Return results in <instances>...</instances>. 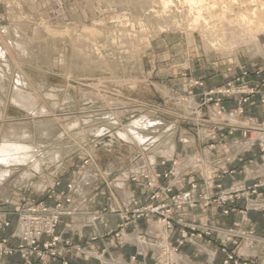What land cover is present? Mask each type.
Wrapping results in <instances>:
<instances>
[{
  "label": "rangeland",
  "instance_id": "rangeland-1",
  "mask_svg": "<svg viewBox=\"0 0 264 264\" xmlns=\"http://www.w3.org/2000/svg\"><path fill=\"white\" fill-rule=\"evenodd\" d=\"M148 1L152 0H0V38L9 50L10 62L13 64L12 75L11 72L8 73V83H14L17 71H21L37 87L38 82H44L45 88L41 90L43 98L44 90H49L52 86L62 90L60 107L49 120H34L10 102L8 104L6 97L4 98L9 106L6 104L5 114L13 119L25 120L23 122L26 124L18 128H27L35 138L46 143V147L56 144V148H60L62 162L65 163L63 167L62 162L59 164L63 168V174L51 186H46L44 200L29 195L22 197L15 209L17 232L14 237L17 242L14 245L10 244V239L4 232L11 223L4 213L1 214L0 226L4 235L0 238V258L15 256L22 264H72L71 256L86 254L99 262L87 264L102 263L103 253L96 254L85 249L61 232L60 228L70 225L72 216L77 213L73 193L76 179L85 169L94 170L97 164L104 167L109 155L117 153L115 157L119 158L118 150L111 153L103 143L102 139L107 136L99 138L93 131L109 126L110 122L111 130L115 133L118 126H126L138 114L160 121L163 124L161 128L166 129L158 131L163 132L164 137L158 147L154 146L155 152L159 154L173 144L170 140L174 138V128L169 130L168 126H175L179 130L176 136L182 131H189L194 132L197 139H228L239 134L250 141L249 147H258L262 163L257 167L264 168V136L255 137L257 133H264V122H255L251 117L245 116V105L253 101L264 105V0H255L258 2L241 7L251 17L259 20L243 26L246 31L254 32L255 36L246 40L243 45H238L237 49L233 47L234 50L232 43L228 41V34L214 35L212 32L214 21L220 18L226 20L221 12L222 3H212L209 10L211 12L202 7L203 16L209 18L207 24L203 19L195 21L199 4L191 5L173 0L169 11L164 10L159 0H153V3ZM236 1L232 6L230 3L224 4L227 9H231L232 14L240 8L241 0ZM151 3L154 9L151 7L150 11ZM165 17L167 20L171 17L174 22L171 19L168 22ZM228 18L232 16L228 15ZM161 21H167V24L163 25ZM152 22H155L156 28L154 25L152 27ZM208 26L213 29L209 30ZM189 39L192 46L188 43ZM211 42L213 48L205 49L204 45ZM16 43L25 45L29 53L21 54ZM256 43L260 44L259 50L256 49ZM79 59L83 61L80 62ZM224 89H230V93L221 92ZM196 90L199 91L196 93ZM192 91L197 102L189 96L193 95ZM66 93L73 98L69 105L63 102ZM86 97H93L96 101L93 103ZM229 100L236 101L237 107L233 111L228 108ZM185 105L189 106L186 113ZM210 111L220 123H226L225 130L220 124L215 128L205 126L206 121H211L208 116ZM110 113L115 114V121L109 117ZM58 115L69 116V119L62 117L63 121H58ZM179 115L181 118L177 119ZM76 117L89 118L91 122L83 124L76 132L67 131L63 142L57 143L64 125ZM35 121L42 122L43 126L55 123L57 126L53 127L54 130L49 128V134L39 137ZM7 130L8 125L4 121L0 136H4ZM133 149L130 151H134ZM126 158L128 156L123 160L126 161ZM159 158L161 165L170 163V168L157 174V178L166 180L174 176L179 159L168 161L169 158L163 154ZM190 162L203 163L201 157L196 155L190 157ZM46 170L54 174L57 167L50 165ZM197 172L198 170H192V173ZM205 174L202 185L194 182L190 189L180 192L167 186L164 189L166 198L163 192L155 190L147 202L133 200L117 211L122 222L109 236L120 239L121 232L136 221L155 219L162 227L164 224L166 227L168 223V229L163 227L164 235L167 236L173 230L180 236L177 247L170 246L163 239V248L170 249V252H179V247L188 240L212 242L217 239L220 251L224 254L223 264H259L252 255H246L240 250L244 243L264 242L253 228L245 229L236 222L231 229L218 228L212 225L213 220L186 219V215L177 216L175 212L184 208L197 211L221 207V215L227 217L237 211L234 205L238 201L264 195V172L251 184L241 183L230 187L213 183L212 174L208 170ZM147 187L152 189L153 182H148ZM200 187L204 191L199 192ZM40 206L45 214L41 213ZM32 209L36 212L29 214ZM106 213L108 210L104 209L102 213L91 217L93 221L101 220ZM231 245L233 249L230 248ZM164 249L159 252L160 258L162 253L165 254ZM163 259L165 260L164 257ZM129 261L138 264L136 256ZM165 262L176 264L174 261Z\"/></svg>",
  "mask_w": 264,
  "mask_h": 264
},
{
  "label": "crops",
  "instance_id": "crops-1",
  "mask_svg": "<svg viewBox=\"0 0 264 264\" xmlns=\"http://www.w3.org/2000/svg\"><path fill=\"white\" fill-rule=\"evenodd\" d=\"M262 55H264V50L262 51ZM197 91L199 90L194 92L197 93ZM194 92L192 91L193 95L190 94L189 96H192L194 101L197 102ZM227 105L230 111H233L237 107L235 100H229ZM188 108L189 106L185 105V113L188 112ZM213 114L212 111L209 112L208 116L211 121H206L205 126L215 128L220 124L222 129L225 130L224 126L226 123H220ZM180 116L176 118L180 119ZM245 116L251 117L255 122H264V105L257 101L245 105ZM174 129L173 141L176 149L168 161L173 158H178L180 162L174 176L166 180L157 178V174L164 173V171L170 168V163H167L165 166L161 165L159 156L162 154H157L155 164H145L146 166L143 164L144 167L139 166L140 171L138 169V171H135L132 166L135 165L137 160L143 157L142 152L149 153V151L140 150L141 148L135 147L134 145V151H130L132 149L131 146L122 144L116 137H110L112 138L110 140L111 144L109 145L110 152L112 153L114 150H118L119 158L115 157L117 153H114L115 155H109L110 158L104 167L97 164L94 170L91 168L85 169L82 175L76 179V189L73 193L75 194L74 204L77 207V213L72 216L70 225H63L60 228L61 232L74 239L85 249L96 254L103 253L104 259L101 262H105V264H115L121 257L125 260H130L133 256H136L138 264H166V259L164 260L163 256L161 258L159 257L160 249H163V239L170 246L177 247L178 241L180 240L179 234L176 231L170 230L166 236L164 235L160 222L158 223L155 219H141L124 229L121 232L120 239H115L109 236V233L115 231L122 222V218L117 211L128 206L136 199L141 202H147L149 196L155 190L163 192L164 198H166L167 195L164 193V189L167 186H171L175 192H180L190 189V185L194 182H199L202 185L201 182L203 176L206 175V170H209L212 174L213 183L222 184L224 187L241 183L251 184L261 176L258 174L257 169V165L262 163L259 157L258 147H249L250 141L244 144L246 140L240 137L239 134L236 136L237 138L220 139L217 137L214 139H197L195 133L189 131H182L179 136H176L179 130H176L175 126ZM260 136H264V133H258V136L255 135V137ZM177 137L179 138L177 139ZM195 155L201 157L203 166L196 162H190V157ZM125 156H128L125 159L126 161L123 160ZM92 157L95 160V157ZM61 159L63 160V157H60L58 164L62 162ZM250 160L251 162H248ZM58 166L54 174L48 173L49 171L45 169L46 177H42L44 179L40 178L39 174H36V178L28 184L13 183L12 181L3 184V186L5 185V191H0V225L1 214L4 213L6 219L11 223L10 227L4 231L10 239V244L14 245L17 242V239L14 237L17 232L15 209L20 204L22 197L29 195L35 199L44 200L47 191L45 186H51L63 174V168L59 166V168H62L60 170ZM192 170H198V172L192 173ZM85 173L92 175L93 179L89 188L80 192L78 185L82 181ZM48 176H51L52 179L51 177L48 178ZM74 177L75 175H73ZM150 181L153 182L154 187L152 189L147 187V183ZM39 184H44L42 185L44 187L40 186L41 189L36 188ZM202 191H204V188L200 187L199 192ZM234 207L237 208V211L227 217L221 215V207H211L197 211L184 208L181 211L175 212V214L177 216L181 214L186 215V219L213 220L212 225L223 229L233 228L236 222L245 229L253 228L256 235L264 239V195L261 197L251 196L247 199L240 200L235 203ZM104 209L108 210V213L101 220L93 221L91 216L102 213ZM3 235L0 226V238ZM130 236H136L144 244L140 245L130 241L128 239ZM249 244L244 243L240 248L241 252L246 255H252L259 264H264V242L251 243V248L247 247ZM230 248L233 249V246L231 245ZM176 253L181 255L183 260L188 259L192 264H223L224 259V254L220 251L217 239L212 242L188 240L184 245L179 247V252ZM71 257L72 264L98 262L93 256L86 254ZM0 264L22 263L15 256H8L0 258Z\"/></svg>",
  "mask_w": 264,
  "mask_h": 264
},
{
  "label": "bare ground",
  "instance_id": "bare-ground-1",
  "mask_svg": "<svg viewBox=\"0 0 264 264\" xmlns=\"http://www.w3.org/2000/svg\"><path fill=\"white\" fill-rule=\"evenodd\" d=\"M181 1H182V3L186 2V3L191 4V5L194 4V3L195 4H199L200 7L197 10L198 11V13H197L198 15L196 17L194 16L195 17V21L198 22L199 20L203 19L205 22H207V24H209L208 21H207V19H209V18L203 16L202 7L206 8V10L209 11V10H211V7H212L211 4L212 3L213 4L214 3H222L223 6L221 7L222 8L221 12L225 16L226 20H223L222 18L217 19V21H214L215 24H213L211 22L213 24V26H214V29L212 28V26L211 27L208 26V27H210L209 30H211V28L213 29L212 32H213L214 35H223V34L225 35V33L228 34V41H230L232 43V46H231L232 50L237 49L238 45H241V44L243 45V43H246L247 42L246 40L251 39L252 36L254 35V32L246 31L245 29H243V26L246 27V26L250 25V23H256V20L258 21L259 19H257V17L256 18L251 17V15L247 14L244 9H241V7H243L245 5H248L249 3H252V2L256 3L258 1H255V0H241L240 1L239 11L238 12L236 11V13H233V14L230 13L231 9H229V8L227 9V7L224 4L225 3L226 4L230 3L231 6H232L233 4L235 5L237 3L236 0H207L208 2L206 0H181ZM148 2H152L153 3V0L152 1H148ZM155 2H157V1H155ZM159 2L162 5V7L164 8V10L165 9L169 10V7L173 6V0H159ZM204 2H206V3H204ZM233 2H235V3H233ZM152 3H151V6L149 7V9L152 7ZM154 4H156V3H154ZM156 5H158V4H156ZM213 8L215 9L216 6L213 7ZM206 10H205V12H206ZM150 11H151V9H150ZM155 11H156V9H155ZM209 12H211V11H209ZM167 13H168V11H167ZM210 14H212V13H210ZM144 15H145V13H144ZM204 15H205V13H204ZM207 15L209 16V14H207ZM214 15H215V13H214ZM228 15L232 16V18H228ZM216 16H212V18H214ZM147 17H148V15H147ZM218 17H219V15H218ZM148 19L150 20V18H148ZM165 19H166V17H165ZM170 19L172 20L171 17H170ZM170 19H168V20H170ZM192 19H191V21L193 22ZM162 20H164V19H162ZM167 21L166 22L161 21V23L162 24L163 23L167 24ZM155 22H158V21H155ZM155 22L154 23L152 22V27L154 25L155 28H156ZM173 24H175V23H172V25ZM19 25H21V23ZM163 25H165V24H163ZM169 25H167V27ZM200 25H202V24H200ZM193 26H194V24H193ZM168 29H170V28H168ZM5 30L7 31L6 33H8V29L5 28ZM189 34H192V33L190 32ZM187 36H188V34H187ZM191 42L192 41L189 39L188 43L190 44ZM212 43L213 42H211L209 44H205L204 45L205 49L209 50V48H213ZM255 45H256V49L259 50L260 49L259 48L260 44L256 43ZM190 46H192V45L190 44ZM233 47H234V49H233ZM16 48L18 49V51L21 54L25 55V54L29 53L28 50H27V47L25 45H23L22 43H16ZM223 50H225V49H223ZM10 60H11L10 52H9L8 48L5 46L3 40L0 38V128L3 125L4 121L8 125L7 133H5V135L2 136V137L0 136V191H5V187H4L5 185L3 186V184L5 182H8V181H12L13 183L19 182V183H22V184L23 183H27L28 184L31 180L36 178V174H39L40 178L46 177V175H45L46 167H48L50 165H52V166L57 165L58 161H60V157H61L60 156V151H59L60 148H56V147H58V146H56V144L53 143L51 147H46L44 145L46 143L41 142L37 138H35L36 136H33L27 130V128H23V130L21 128H18V127H21L24 124H26V123L23 122L25 120L13 119L12 117L10 118L9 116H7L5 114L6 112H5L4 108L6 107L7 101H6V99L4 97L7 98L8 104L10 102V104H13L15 107L21 109L28 116H30L31 118H34V120H36V119H47V120H49L52 117H54V114L56 113V109H58V107H60L59 106L60 105L59 99L61 98L60 95H61V91L62 90L59 91L58 88L52 86V87H50L49 90H47V89L44 90L45 95H44V98H43L41 96V90H43L45 88L44 82H41V81L38 82V87H37L21 71H17V76H16V78H14L15 82L12 83V84L11 83L9 84L8 82H9L10 76H9L8 73L12 71V67H13V64L10 62ZM78 61L76 63H78ZM82 61L80 60V62H82ZM73 62L75 63V60ZM77 65L78 64H76V66ZM11 75H12V72H11ZM68 87L70 88V86H68ZM75 92H76V90H75ZM82 95L85 96L84 94H82ZM82 98H84V97H82ZM86 99L92 100L93 103H94V101H96V99L93 98V97L92 98H87L86 97ZM63 100H64L63 102H65V104L69 105V104L72 103L73 98H72V96L69 97V93H66V96L63 97ZM100 104H101V102H100ZM127 111H125V112H127ZM90 112H91V110H90ZM75 116H77V114H75ZM57 117H59L58 121H63L62 117H64L67 120L69 119L68 118L69 116L58 115ZM85 117H87V116H85ZM109 117H111V119H114L113 117H115V114H111V116H109ZM91 118H93V117H91ZM36 121H35L34 124L36 125L37 132L40 133L39 137H41V135L44 136V134H49V132H51V130L49 128L54 130L53 127L55 128L57 126L56 123H55V125H50V126L49 125H45V126H43L44 124L42 122H36ZM103 121H106V120H103ZM113 121H115V119ZM90 122H91V120L89 118L81 119L79 117H76L73 120L72 119L69 120V122H67V124L65 123L66 125H64V129H63L64 131H62L61 135L58 137L57 143L58 142L59 143L63 142L62 139L66 135L67 131H69V132L75 131L79 127L81 128V126H83V124H88ZM116 122L118 123V122H120V120L116 121ZM164 125H165V123H164ZM111 126H112V122H110L109 126L104 127L103 129H98V130L94 129L93 130L95 136L97 135L99 138H103L104 136H107V137L102 139L103 143H105L107 145V147H109V145L111 144L110 140H112V138H110V137H116V139L119 140L122 144H125L127 146H131V147L134 145L135 147L141 148L140 150L149 151V153L148 152H142L143 153V157L141 159L137 160L135 165L132 166L133 170L138 171L139 170V166H143V164L145 165V164H155L156 163L157 154H159V153L155 152L156 149H154V146L156 145L155 147H158L159 143H161L162 139L164 138L163 134H162L163 132L162 133L158 132V131H160L162 129L161 127L163 126V124L160 123V121L155 120L153 118H150L148 115H139L138 114V116L136 115V118L131 123L127 124L126 126H122V128H120L121 126L120 127L118 126L119 129H117V132H115L116 127H114L115 128V130H114L115 133L112 132ZM115 126H116V123H115ZM168 127H169V130H171V128L173 130V128H174L172 126H168ZM112 129H113V127H112ZM164 129H166V128H163L162 131H164ZM169 130H167V131H169ZM174 131H175V129H174ZM169 133H170V131H169ZM155 135H159V136L156 137ZM165 135H167V134H165ZM255 135L257 136L258 133L255 134ZM173 140H174V138H171V140H170L171 142L170 143H173V144L170 145L168 150H166V151L164 150L163 153H162L163 155L167 156L168 158H171L173 156V154L175 152V149H176V146H175ZM184 140H185V138H184ZM247 142L248 141L244 142V144H246ZM132 149H133V147H132ZM150 151H152V152L150 153ZM92 154H91V156H92ZM140 156H142V155H140ZM61 165H63V164H61ZM57 166H55V167H57ZM59 166H58V168H59ZM257 169H258V172H259L258 174H260L261 172H264V168L261 167V166H258ZM128 172H130V171H128ZM208 172H210V171L208 170ZM88 173H85V175L83 176L82 181L78 185L79 186L78 190L80 192H82L83 190H86V188H89V186H90V184L92 182L93 176L88 174ZM50 177L48 176V178H50ZM42 179H44V178H42ZM51 179H52V177H51ZM44 184H39L36 188H40V186H42ZM42 187H44V186H42ZM40 189H38V190H40ZM121 189H122V187H121ZM163 227H165V224H164ZM165 228H167V229L169 228L168 227V223H167ZM128 239L130 241L136 242V243H138L140 245L144 244L136 236H130ZM250 246H251L250 244L247 245V247L251 248ZM155 247H157V246H155ZM158 248L160 249V247H158ZM163 249H160V250L163 251ZM169 250L170 249L166 248V249H164L165 254L162 253V256L166 259V261L168 263H169V261H172V262L174 261L176 264H192L188 259H184L183 260V257L181 255H179L178 253H176L175 251H173V252L171 251L170 252ZM103 263H105V262H103ZM115 264H135V263H131V261L125 260L124 258L121 257Z\"/></svg>",
  "mask_w": 264,
  "mask_h": 264
},
{
  "label": "built area",
  "instance_id": "built-area-1",
  "mask_svg": "<svg viewBox=\"0 0 264 264\" xmlns=\"http://www.w3.org/2000/svg\"><path fill=\"white\" fill-rule=\"evenodd\" d=\"M221 92H223L224 94H227V93H230V89H224V90H222ZM235 92V91H234ZM176 202V201H175ZM41 208H39L42 212L41 213H43V214H45V212H44V210H43V208H42V206H40ZM35 209V208H34ZM36 212L35 210H33L32 209V211H30L29 212V214L31 213V212ZM38 212V211H37ZM136 213H140L141 211H135ZM152 212V211H151ZM155 212V211H154ZM22 213H25V212H22ZM149 213H150V211H149ZM155 213H158V212H155Z\"/></svg>",
  "mask_w": 264,
  "mask_h": 264
}]
</instances>
